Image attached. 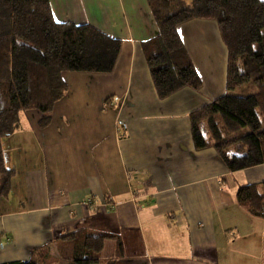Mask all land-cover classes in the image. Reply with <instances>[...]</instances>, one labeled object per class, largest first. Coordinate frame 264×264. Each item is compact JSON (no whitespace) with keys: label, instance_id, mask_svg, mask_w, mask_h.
Segmentation results:
<instances>
[{"label":"crops","instance_id":"crops-1","mask_svg":"<svg viewBox=\"0 0 264 264\" xmlns=\"http://www.w3.org/2000/svg\"><path fill=\"white\" fill-rule=\"evenodd\" d=\"M50 4L57 21L90 23L122 46L110 73L64 72V97L47 114L23 111L4 138L15 172L0 198V263L28 260L48 244L47 264H68L62 239L83 230L116 235L94 264H258L264 220L259 233L241 231L252 218L237 192L264 181V164L230 171L192 137L191 112L226 93L228 49L217 21L180 25L203 85L160 98L144 49L159 32L148 0Z\"/></svg>","mask_w":264,"mask_h":264},{"label":"trees","instance_id":"trees-1","mask_svg":"<svg viewBox=\"0 0 264 264\" xmlns=\"http://www.w3.org/2000/svg\"><path fill=\"white\" fill-rule=\"evenodd\" d=\"M159 32L145 43L160 98L183 87L200 89L202 78L179 27L192 19L216 20L228 49L226 93L191 112L197 149L214 147L230 171L264 164V0H148ZM122 40L90 23L57 21L50 0H0V198L8 197L14 169L4 138L21 125V113H49L69 89L66 71L110 73ZM251 84L256 91H233ZM45 117L41 125H47ZM237 201L264 220V181L241 185ZM109 233L76 231L63 237L68 264H94ZM119 251L123 243L118 241ZM48 244L28 260L0 264H47Z\"/></svg>","mask_w":264,"mask_h":264},{"label":"rangeland","instance_id":"rangeland-1","mask_svg":"<svg viewBox=\"0 0 264 264\" xmlns=\"http://www.w3.org/2000/svg\"><path fill=\"white\" fill-rule=\"evenodd\" d=\"M255 91H256V88L253 85L245 84L241 87H238L236 90L233 91V93L237 94V95H247V94L253 93ZM23 114H25V113L23 112ZM245 210L247 211V209H245ZM247 214L252 219H249L247 223L245 221L242 222L241 231L250 232L251 230H253L256 233L257 232L259 233V230H260L259 227H260V224H262V219L259 217L252 216L250 213H247ZM261 252H263V251H261ZM261 252H259V253H261ZM106 255H107L106 253H103V256H106ZM257 261H258V264H264V257H259V259Z\"/></svg>","mask_w":264,"mask_h":264}]
</instances>
